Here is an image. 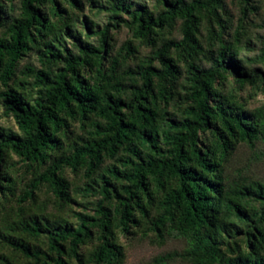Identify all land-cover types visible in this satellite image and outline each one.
<instances>
[{"label":"trees","instance_id":"obj_1","mask_svg":"<svg viewBox=\"0 0 264 264\" xmlns=\"http://www.w3.org/2000/svg\"><path fill=\"white\" fill-rule=\"evenodd\" d=\"M163 2L168 10L156 19L144 6L131 12V7L125 1L122 3V8L132 16V24L137 26L136 33L143 38L176 16L183 21L184 38L166 42L155 52L161 68L151 64L140 68L137 74L143 83L135 88L129 101L110 91L104 92L101 83L90 85L81 76L83 68L95 67L98 75L106 80L103 63L109 49L110 29L101 33V49L83 41L69 24L68 9L79 7V0H67L68 6L57 0H22L21 14L9 23L0 4V26L7 24L6 34L0 37V83L4 88L0 96L6 112L15 118L21 132L7 133L0 129L2 198L13 197L20 180L15 165L8 162L10 151L32 172L24 197L33 202H36L35 190L43 184H48L62 202L71 200L69 183L62 175L64 166L75 172L88 168L87 178H91L102 163L104 152L114 155L126 146L131 154L124 162L129 167L127 172H111L115 177L122 176L124 183H112L110 178H104L105 185L100 191L103 199L96 210L98 217L82 215L80 225L75 226L43 211L21 222L25 237L13 239L12 245L28 259L26 264L122 263L124 252L118 243L119 231L134 234L150 224L163 237L167 222L172 229L192 237L191 254L198 264H264L261 255L264 184L247 185L240 181L227 187L222 172L223 164L238 143L252 144L261 131L242 111L222 103L211 104L218 81L225 78L224 73L230 68L237 70L243 84L253 75L241 71V61L227 47L220 52L221 59L216 66L204 68L188 63L186 72L192 103L180 120L169 119L166 129L160 131L158 100L170 99L164 83L176 81L180 76V69L169 53L175 49L193 56L197 47L195 32L200 23L197 12L210 6L202 0ZM61 21L77 41L78 53L47 47L42 55L44 61L60 63L63 67L54 76L50 71H39L37 96L29 99L13 85L17 68L22 58ZM85 24L93 32L91 22L86 20ZM225 55H229L228 64ZM93 116L104 123L93 121ZM73 122H78L83 130L94 128L90 139L83 140L81 146L69 145ZM207 131L217 138V148L201 146V134ZM133 138L149 145L154 156L145 159ZM160 140L169 144L166 151L158 147ZM65 146L70 147V155L59 156ZM114 199L119 206L115 211L108 204ZM247 199L262 204L261 212L251 213L243 204ZM241 233L245 234L251 251L225 258L220 247L222 235L236 238ZM26 236L37 242L46 239L44 247L33 245ZM95 238L98 243L91 247Z\"/></svg>","mask_w":264,"mask_h":264},{"label":"rangeland","instance_id":"obj_2","mask_svg":"<svg viewBox=\"0 0 264 264\" xmlns=\"http://www.w3.org/2000/svg\"><path fill=\"white\" fill-rule=\"evenodd\" d=\"M57 1L68 6L67 0ZM124 1L131 7V12L144 6L147 13L155 19L168 10L163 0H79L80 6L69 8L68 11L71 28L83 41L98 49H101V33L107 28L110 29L109 49L103 63L106 80L98 75L95 67L83 68L81 76L90 85L101 83L104 92L110 91L129 101L133 98L135 88L142 86V78L137 74L140 68L150 64L161 68L160 62L155 60V52L166 42L181 41L184 35L183 21L176 16L163 28H157L149 37L139 36L136 33L137 26L132 24V16L122 8ZM184 1L190 3L193 0ZM202 1H207L210 6L209 9L197 12L200 23L195 32L197 47L193 56L190 57L187 52L175 49L169 53V57L173 58L180 69V76L176 81L168 80L164 83L169 89L170 99L158 100L159 129L165 130L169 119L180 120L186 108L192 103L187 80V64L194 62L204 68L216 66L217 61L221 59L220 52L227 47L241 61V71L253 77L243 84L237 70L230 68L224 73L225 78L218 81L216 97L211 98V104L217 106L222 103L242 111L245 117L253 119L261 134L252 144L248 141L238 143L222 166L224 182L227 187L240 181L247 185L255 182L264 184V60L262 56L264 0ZM21 2L22 0L0 1L5 10L4 18H7V23L21 14ZM10 5H13V8H9ZM86 20L91 22L93 32L87 28ZM50 21H54V18L50 17ZM62 23L59 22L55 30L38 42V45L20 61L13 85L29 99L37 96L39 71H50L54 76L63 67L60 63L44 61L42 55L47 47L55 46L56 50L70 49L73 53H78L77 41L70 36ZM6 25L0 26V37L6 34ZM225 60L228 64L229 55H225ZM157 82L158 80L155 79V84ZM3 89L0 83V91ZM93 121L104 123L96 116H93ZM71 126L69 141L71 146L76 143L81 146L83 140H89L91 132L94 131L92 127L81 129L78 122H73ZM0 129L6 130L7 133H21L15 118L6 112L1 96ZM200 140L202 147L217 148V138L210 131L202 133ZM133 141L145 159L154 156L153 149L149 145L142 144L136 138H133ZM158 147L166 151L169 144L160 140ZM62 153L70 155V147L65 146L59 156ZM130 155L126 146L114 155L104 152L103 161L92 173L91 178H87L88 168L75 172L70 167L64 166L62 175L69 183L68 193L71 200L62 202L48 184H43L35 190L36 202H33L24 197L32 179V172L20 164L19 157L14 151H10L8 162L15 165V173L19 175L20 180L13 197L6 200L2 198V194L0 195V264L28 262L25 256L16 251L12 240L25 237L21 222L28 221L30 216L41 215L44 211L75 226L80 225L82 215L98 217L96 210L98 203L103 199L100 191L105 185L104 178H110L112 183H124L125 179L122 176L115 177L111 172L114 170H118L121 174L127 172L129 167L124 162ZM44 171L45 169L41 170ZM108 204L113 211L119 207L115 199ZM243 204L251 213L261 212L262 204L259 202L247 199ZM157 211H153V214L156 215ZM230 219L240 225L234 216H230ZM151 227L148 224L147 228H139L134 234L119 231L118 243L123 247L124 259L122 263L114 261L112 264H198L197 259L191 254L193 241L190 235L177 232L168 222L163 237ZM26 237L33 245L44 247L46 242V239L37 242ZM220 240L225 258L235 257L241 251L245 253L251 251L244 233L236 235V238L223 234ZM97 243L95 238L91 247ZM261 255L264 256V251H261ZM73 264H81V262L73 261Z\"/></svg>","mask_w":264,"mask_h":264}]
</instances>
